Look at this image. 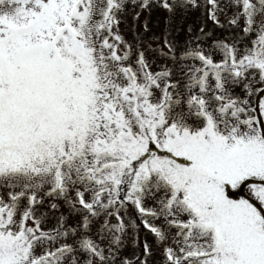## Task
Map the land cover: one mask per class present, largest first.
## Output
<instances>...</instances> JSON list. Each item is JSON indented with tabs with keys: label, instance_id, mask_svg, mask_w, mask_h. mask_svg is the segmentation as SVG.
<instances>
[{
	"label": "snow or ice",
	"instance_id": "1",
	"mask_svg": "<svg viewBox=\"0 0 264 264\" xmlns=\"http://www.w3.org/2000/svg\"><path fill=\"white\" fill-rule=\"evenodd\" d=\"M0 264H264V0H0Z\"/></svg>",
	"mask_w": 264,
	"mask_h": 264
},
{
	"label": "rangeland",
	"instance_id": "2",
	"mask_svg": "<svg viewBox=\"0 0 264 264\" xmlns=\"http://www.w3.org/2000/svg\"><path fill=\"white\" fill-rule=\"evenodd\" d=\"M143 19V17L141 18ZM163 26L162 20H160L159 22L157 21L156 17H153V19L150 21V27H152L154 30H158L159 28H161ZM142 234V233H141ZM145 234V233H144ZM146 235V234H145ZM155 260L159 259V256L154 257Z\"/></svg>",
	"mask_w": 264,
	"mask_h": 264
}]
</instances>
